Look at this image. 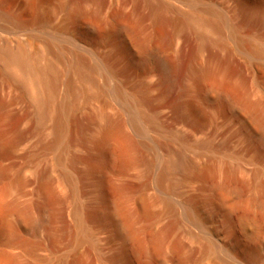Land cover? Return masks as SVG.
I'll use <instances>...</instances> for the list:
<instances>
[{
	"label": "bare ground",
	"instance_id": "6f19581e",
	"mask_svg": "<svg viewBox=\"0 0 264 264\" xmlns=\"http://www.w3.org/2000/svg\"><path fill=\"white\" fill-rule=\"evenodd\" d=\"M235 58L247 70V85L228 71ZM259 58L264 60V0H0V112L27 104L39 126L48 121L57 161L80 141L87 144L98 159L87 161V174L101 172L106 164L98 162L107 156L123 169L132 164V133L162 132L161 112L187 129L198 114L206 115L213 135L226 124L228 135L243 141V157L252 150L264 154V109L254 99L255 86L264 92V72H255ZM14 84L25 92L15 95ZM167 133L184 144L180 157L168 162L181 176L175 183L203 177L190 156L210 148L211 136L189 144L183 135ZM7 148L0 138V151ZM166 176L163 167L157 183ZM206 187L215 195L206 200L212 216L226 222L227 233L236 232L219 249L228 258L222 264H264V192L246 195L230 180ZM118 190L120 200L102 212L115 219L122 241L108 259L112 264L143 251L146 241L155 249L162 244L160 235L135 230L134 211ZM138 203L143 217L151 218L148 204ZM183 211L203 223L189 201ZM210 250L205 245L203 254Z\"/></svg>",
	"mask_w": 264,
	"mask_h": 264
},
{
	"label": "rangeland",
	"instance_id": "374dc122",
	"mask_svg": "<svg viewBox=\"0 0 264 264\" xmlns=\"http://www.w3.org/2000/svg\"><path fill=\"white\" fill-rule=\"evenodd\" d=\"M255 63L256 76H259L264 72V60L259 58ZM228 71L243 84L249 83L241 59L230 61ZM14 86L15 95L25 92L24 87ZM261 89L254 87V99L264 109ZM160 119L164 128L160 133L146 129L134 136L127 128L134 142L132 164L123 169L112 164L107 156L105 163L98 162L106 164L101 172L87 174L84 173L87 161L98 160L87 144L80 141L81 148L65 151L57 161L60 152L58 148L54 151L55 148L49 147L48 121L39 126L33 109L27 104L18 103L1 111L0 138L8 143V148L0 151V166L4 170L0 177V264H112L108 259L122 241L118 226H114L115 219H107L102 212L117 202L116 199L120 200L117 193L120 188L125 196L123 201L134 211L135 230H141L144 237L151 233L160 235L162 244L155 249L146 241L143 251L115 264L227 262V256L219 249L230 243L236 232L227 233L226 222L212 216L206 200L215 195L206 186L213 181L230 180L242 186L246 195L262 197L264 154L252 150L243 157V141L231 138L226 124L213 135V125L201 113L188 129L164 112L160 113ZM168 130L174 131V137L183 135L189 144L200 143L211 136L210 148L199 152V158L190 156L195 169L205 171L203 177L194 178L187 185L175 183L181 176L177 172L174 175V168L168 162L180 157L184 144L179 139L173 141ZM250 130L255 134L260 132L251 124ZM71 161L75 165H71ZM163 167H166L167 176L157 183L156 176ZM105 182L109 187L102 189ZM100 194L104 198L101 199ZM139 199L148 204L153 214L151 218L146 219L141 214ZM188 201L197 208L202 224L184 215V205ZM40 208L46 210V217L41 216ZM24 210L29 215H24ZM234 216L236 212L232 218ZM261 238L264 240V235ZM207 244L212 250L204 255L203 247Z\"/></svg>",
	"mask_w": 264,
	"mask_h": 264
}]
</instances>
